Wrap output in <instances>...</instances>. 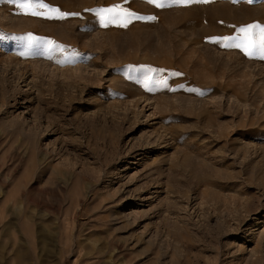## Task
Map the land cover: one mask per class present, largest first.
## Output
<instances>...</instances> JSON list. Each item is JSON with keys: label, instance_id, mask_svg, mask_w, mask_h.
<instances>
[{"label": "rangeland", "instance_id": "1", "mask_svg": "<svg viewBox=\"0 0 264 264\" xmlns=\"http://www.w3.org/2000/svg\"><path fill=\"white\" fill-rule=\"evenodd\" d=\"M44 3L0 0V264H264V0Z\"/></svg>", "mask_w": 264, "mask_h": 264}, {"label": "bare ground", "instance_id": "2", "mask_svg": "<svg viewBox=\"0 0 264 264\" xmlns=\"http://www.w3.org/2000/svg\"><path fill=\"white\" fill-rule=\"evenodd\" d=\"M197 19V18H196ZM185 24H184V26L186 27V28H192L191 26H196L195 25V23H196V20H194V18H193V20H191V19H187L185 22H184ZM198 23V22H197ZM196 23V24H197ZM210 24H212L211 22H210ZM115 26V25H114ZM192 30V29H191ZM214 29H213V27L211 28H209V29H207V32L203 35V36H207V38L214 44V46H215V48H218V42L217 41H213L212 39H210V38H215L216 36L215 35H213V33H214V31H213ZM130 31H131V33H133V35H138L140 32H141V29H140V27H134V28H131L130 29ZM213 32V33H212ZM215 34V33H214ZM197 37V36H196ZM227 37L228 38H230L231 39V36L230 35H227ZM196 39V38H195ZM230 39H228V40H230ZM206 40V39H205ZM199 41V40H198ZM197 41V42H198ZM195 42V41H194ZM249 42V41H248ZM136 47H137V45H136ZM156 47V49L157 50H159L160 48H159V46H155ZM164 50V49H163ZM212 50V49H211ZM181 50H180V48H178L177 49V51H176V53H179ZM184 51V50H183ZM207 51H209V50H207ZM205 52V51H204ZM203 52V53H204ZM211 54L208 56V57H204L203 58V61L201 62V61H198V59L200 58H198V59H195V60H192L193 61V63H195V64H198L199 62V64H201V66L207 71V73H208V75H212V76H216L217 77V70L219 69V64H218V56H217V53L214 51V50H212V51H209ZM187 53V52H186ZM159 55H161V56H167L168 54H167V51L166 52H164V53H161V54H159ZM174 58V57H173ZM183 58H185V57H183V56H180V57H176V58H174L172 61H171V69H169V68H167L168 70H169V74H171V75H175V74H179V75H187V76H185V78L186 77H189V75H190V72H189V70H188V66H186L185 65V60L183 59ZM195 58V57H194ZM202 58V57H201ZM200 60V59H199ZM151 65H150V67H155V62H152V60L149 62ZM167 67V66H166ZM190 70H192L191 68H190ZM204 70V71H205ZM219 71V70H218ZM191 73H193V71L191 72ZM195 74V76H196V73H194ZM206 75V74H205ZM176 76V75H175ZM221 75L219 74V77H220ZM218 77V78H219ZM192 78V77H191ZM194 79V78H193ZM203 80H201L200 78H199V80H200V82H202L203 81V83L204 82H206L207 81V79L205 78V76H203V78H202ZM217 79V78H216ZM195 80H198V77H197V79H195ZM198 80V81H199ZM199 82V83H200ZM201 84V83H200ZM205 85H207L208 83H204ZM204 84L202 85V86H204ZM205 87V86H204ZM221 86L219 85V84H215L214 82H212L211 81V83H209L208 84V86L207 87H205L204 89H197V87L195 88V90H197V91H206V92H215L218 88H220Z\"/></svg>", "mask_w": 264, "mask_h": 264}, {"label": "snow or ice", "instance_id": "3", "mask_svg": "<svg viewBox=\"0 0 264 264\" xmlns=\"http://www.w3.org/2000/svg\"><path fill=\"white\" fill-rule=\"evenodd\" d=\"M9 2L15 3L20 8V10L24 12L25 14H32V15H41L42 13H40L39 11H36V9L48 7V5L44 3V0H9ZM149 2L155 3L156 0H149ZM173 2L181 3V4H189V3H192L193 0H173ZM200 2H208V0H200ZM249 2H251V0H249ZM158 6H162V5H158ZM53 11H55V9H53ZM109 11H111V9H109ZM67 15H78V14H68V13L61 14L62 17L67 16ZM125 15H127V13ZM112 18L115 19L116 17L113 16ZM240 30L241 32H244L246 34V38L248 36H251L253 38L252 44H251V50L248 51V54L251 55L252 52L256 51L258 48L260 51L261 57L264 58V25H260L259 23L254 22L253 24L243 26ZM255 30H259L260 40L258 44L255 41V35H256ZM210 39L218 42V40L221 38H210ZM223 39H230V38L225 37ZM223 46L225 47L235 46L238 48L242 47V45L239 43L235 45L225 44ZM177 75L179 74L177 73Z\"/></svg>", "mask_w": 264, "mask_h": 264}]
</instances>
